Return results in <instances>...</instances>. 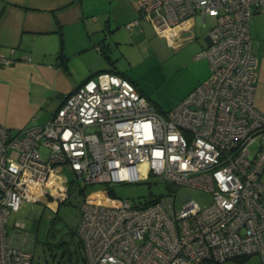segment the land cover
Masks as SVG:
<instances>
[{
    "label": "built area",
    "instance_id": "obj_1",
    "mask_svg": "<svg viewBox=\"0 0 264 264\" xmlns=\"http://www.w3.org/2000/svg\"><path fill=\"white\" fill-rule=\"evenodd\" d=\"M136 8L125 27L146 20L171 46L182 22L198 16L205 25L212 18L208 42L196 54L207 59L208 76L161 111L127 77L101 71L68 93L45 124L16 130L0 124V264H32V235L17 221L8 234L7 221L23 201L47 207L63 201L64 165L88 183L153 174L212 195L201 207L185 194L176 207L173 195L144 205L108 189L93 192L100 197L84 199L78 227L87 264H220L264 256V112L255 105L258 58L250 36L264 0H136ZM11 63L0 55V65Z\"/></svg>",
    "mask_w": 264,
    "mask_h": 264
},
{
    "label": "rangeland",
    "instance_id": "obj_2",
    "mask_svg": "<svg viewBox=\"0 0 264 264\" xmlns=\"http://www.w3.org/2000/svg\"><path fill=\"white\" fill-rule=\"evenodd\" d=\"M128 1L120 0L111 4L106 2V14L95 15L100 35L106 45H109L112 63H107L99 52H91L90 69L94 71L105 64H109L110 68L115 66L137 85L158 110L166 111L175 106L188 87L209 69L207 59L197 58L196 54L206 45L204 37L213 25V19L207 17L205 25L196 24L189 31L195 38L175 47L167 44L163 36L156 34L146 20L140 19L139 25L131 30L127 29L125 23L128 21ZM107 18L109 26H105ZM250 34L254 51L257 56H261L264 53V8L256 10L252 15ZM73 62L78 60L74 58ZM78 64L80 66V62ZM76 66L78 67L77 64ZM81 67V74L90 71L88 66H80V69ZM42 153L45 154L44 149ZM62 173L68 180V192L55 209L41 202L23 201L20 209L11 213L7 221L8 234L12 233L13 224L17 221L24 224V233L34 238L32 264H87L83 246L78 241V227L80 207L84 199L87 196L91 200L100 197L101 193L92 194L93 192L108 189L116 197L127 198L137 204L158 196L173 195L176 207L181 206L180 197L185 194H189L201 207L212 201L208 190L172 185L153 174L137 182L88 183L77 178L67 165L62 167ZM50 228L52 236L49 237ZM220 264H264V256L252 254L244 260L236 257Z\"/></svg>",
    "mask_w": 264,
    "mask_h": 264
},
{
    "label": "crops",
    "instance_id": "obj_3",
    "mask_svg": "<svg viewBox=\"0 0 264 264\" xmlns=\"http://www.w3.org/2000/svg\"><path fill=\"white\" fill-rule=\"evenodd\" d=\"M119 1L0 0V55L13 59L10 65H0L1 125L16 130L45 124L65 96L87 78L101 71L114 70L122 74L115 66L110 68L109 64L101 65L94 71L90 69V53L99 52L97 45L101 43L109 51V45H106L100 35L95 15L106 14V2L111 4ZM128 2L126 23L138 16L136 0ZM109 23L107 18L105 26H109ZM196 24H201L198 16L187 19L177 27V46L195 38L189 31ZM188 36L193 38L182 41ZM60 53L66 58V66L60 63ZM74 58L78 60L75 63L79 68L73 62ZM257 58L255 105L264 112V53ZM79 62L80 66H88L90 71L87 74H81ZM106 62L109 63L107 60ZM208 74L209 69L178 100L185 97ZM57 205L49 208L55 209Z\"/></svg>",
    "mask_w": 264,
    "mask_h": 264
},
{
    "label": "trees",
    "instance_id": "obj_4",
    "mask_svg": "<svg viewBox=\"0 0 264 264\" xmlns=\"http://www.w3.org/2000/svg\"><path fill=\"white\" fill-rule=\"evenodd\" d=\"M100 46H101V50H99V52L101 53V55L108 61V62H110V63H112V61H111V58H110V56H109V54H108V52H107V50L105 49V46L103 45V44H99ZM59 59H60V63H61V65H63V66H66V58H65V56H63V54H61L60 53V55H59ZM111 71H114V70H111ZM116 72V71H115ZM123 75V74H122ZM123 76H125V75H123ZM125 77H127V76H125ZM128 78V77H127ZM129 79V78H128ZM130 80V79H129ZM131 81V80H130ZM110 193H112V192H110ZM154 200H155V198H153V199H150V200H146V201H144L143 203H144V205H148V204H150V203H152V202H154ZM48 236L50 237V236H52V229L50 228L49 229V231H48ZM33 240H34V238H33ZM78 241H80V243H81V240H80V238H79V240ZM33 244H34V242H33ZM82 244V243H81ZM247 258V256H242L241 257V259H246Z\"/></svg>",
    "mask_w": 264,
    "mask_h": 264
},
{
    "label": "water",
    "instance_id": "obj_5",
    "mask_svg": "<svg viewBox=\"0 0 264 264\" xmlns=\"http://www.w3.org/2000/svg\"><path fill=\"white\" fill-rule=\"evenodd\" d=\"M207 39V36L205 37ZM208 42V41H207Z\"/></svg>",
    "mask_w": 264,
    "mask_h": 264
},
{
    "label": "bare ground",
    "instance_id": "obj_6",
    "mask_svg": "<svg viewBox=\"0 0 264 264\" xmlns=\"http://www.w3.org/2000/svg\"><path fill=\"white\" fill-rule=\"evenodd\" d=\"M52 205H54V203Z\"/></svg>",
    "mask_w": 264,
    "mask_h": 264
}]
</instances>
